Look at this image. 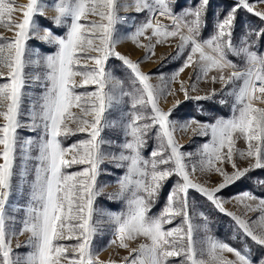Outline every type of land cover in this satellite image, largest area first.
Wrapping results in <instances>:
<instances>
[{
	"label": "snow or ice",
	"instance_id": "obj_1",
	"mask_svg": "<svg viewBox=\"0 0 264 264\" xmlns=\"http://www.w3.org/2000/svg\"><path fill=\"white\" fill-rule=\"evenodd\" d=\"M134 2L137 12L147 10L150 13L147 21L132 34L134 42L151 30V36H145L149 40V44L144 45L146 50L154 47L151 43L153 37L157 44L179 37L177 55L190 47L191 51L173 79L184 68L193 65L199 69L198 80L200 74L206 78L208 72L216 70L220 75L212 77L213 83L218 79L222 85L220 92L235 96L231 118L218 119L214 124L192 119L180 125L187 130L195 123L204 135L210 129L212 141L202 146L201 170L215 168L222 182L209 189L190 179L183 158L191 154L179 150L180 146L174 137L178 122L170 118L182 102L177 100L167 112L161 110L158 107L159 93L149 83L150 75L141 72L137 62L115 51L119 41L114 38V32L120 20L117 0H58L54 3L56 16L53 24L63 25L68 18L71 23L67 25L68 30L63 36L55 35L51 29L45 28L44 34L38 37L40 41L55 44L57 48L53 54L42 57L46 69L43 73L46 83L42 85L45 90L28 109L31 123L23 124L24 89L29 79L41 80L40 74L30 76L26 72L29 64L36 67L41 65V58H26L29 53L28 41L34 38L33 32L37 28L35 17L43 15L45 5L43 0H27L26 5L15 7L13 0H0V25L14 30L13 38L0 37V79L7 78L6 82L0 83V120L3 121L0 123V264H21L20 257L13 255L10 238L13 233L8 230V221L13 219L8 215L9 201L18 187L14 185L17 177L28 186L21 234L30 233L27 243L34 250L27 255L26 264H63L64 261L67 264H99L94 260L92 248L98 231L94 220V202L100 195L97 177L101 165L109 158L103 149V145L108 142L102 133L109 127L107 113L114 102L110 87L113 77L106 68V61L111 56L120 59L131 69L141 85L136 93H122L131 98V119L124 125L125 140L119 144V154L110 157L114 161L127 162V171L118 180V195L127 197L126 211L111 214L115 239L110 243L118 242L121 248H128L126 241L138 236L150 241L131 249L129 255L122 258L124 264H170V258L173 257H179L180 264H264V256L258 261L253 260L252 246L247 242L250 239L254 245L264 248V198H257L250 192L238 198L247 211L262 213L257 219L249 220L226 212L222 201L216 196L221 189L246 177L250 171L264 169V108L254 104V101L264 103V55L253 51L247 40V36L253 34L264 38V29L255 32L249 30L239 46L233 43L238 11L247 10L261 20H264V12L254 11L249 0H236L224 18L217 19L214 33L207 39H201V30L206 27L209 0H200L197 6L179 14L174 12L173 0ZM15 11L22 12L19 22L11 19ZM156 13L171 23H162L156 18ZM89 15L99 19L88 24L81 23ZM93 52L97 55H90ZM229 53L243 57L245 68L234 70L225 77V68L237 67L228 59ZM82 60H91L95 67L87 69L86 65L81 64ZM77 76L82 77L79 86L94 84L95 91L77 93ZM236 81H242L238 89ZM229 85L232 86L230 92L227 91ZM180 91L184 93L185 101L211 100L217 94L216 89H212L204 96H192L190 91H196V85L190 84L185 88L184 82H181ZM170 94L175 93L173 91ZM148 106L151 114L144 111ZM73 108L78 109V112H73ZM25 126L31 131L40 129L39 138H27L20 143L18 129ZM154 128L158 145L151 151L150 159H146L143 149ZM76 132L87 133V138L65 147L60 138ZM237 138L245 140L246 151L235 148ZM33 148L37 151L36 155L32 154ZM225 148L226 153L223 152ZM234 154L240 158H252L254 163L240 169L233 159ZM68 155L70 159L66 158ZM225 160L231 163L234 169L232 173L215 166L216 161L223 163ZM31 161H35L34 175L29 181L28 165ZM74 164L85 167L77 172L65 171ZM172 175L179 176L182 183L178 182L174 186L158 216L149 215L164 182ZM189 189L200 192L221 212L232 217L243 247H232L207 236L206 249H197L195 227L189 213ZM249 200H258V203L255 207L244 203ZM176 217H182V223L165 230L164 225L171 224ZM71 239H75L76 243L71 245L72 256H68V246L60 242ZM225 252L231 253L234 259H226L223 255Z\"/></svg>",
	"mask_w": 264,
	"mask_h": 264
},
{
	"label": "rangeland",
	"instance_id": "obj_2",
	"mask_svg": "<svg viewBox=\"0 0 264 264\" xmlns=\"http://www.w3.org/2000/svg\"><path fill=\"white\" fill-rule=\"evenodd\" d=\"M236 1V0H235ZM58 0H43L45 5L43 9V15L35 17L37 24L36 30L33 32L34 38L28 41L29 53L27 59L36 60L41 58V65L36 67L29 64L26 68V72L29 75L40 74L41 80H32L29 79L24 92L25 96L23 98L22 111L23 115L21 116V122L25 125L31 123L28 116V109L32 107L34 102H37L40 95L44 92L43 84L46 81L43 80V73L46 69L43 67L42 57L53 54L56 51L57 46L55 44L46 43L38 39L39 36L44 34V25L49 24L52 27V31L55 35L63 36L67 32V25L71 23L70 18H68L63 25L56 26L53 24V18L56 16L54 10V3ZM14 6L19 7L21 5H26L27 0H13ZM250 3V2H249ZM254 11L264 12V0L262 2L250 3ZM183 12V11H182ZM117 15L120 18L119 22L115 26L114 38L119 42L115 46V51L121 55L127 57L133 62L139 64V69L141 72L150 75L149 83L155 87L159 93L158 97V107L167 112L169 109L173 108V105L177 100L184 102L192 101L193 103L184 106L181 108L177 107L172 115L171 119L177 121L176 131L174 137L176 143L180 146V151L182 153H190L191 155L184 156L183 162L187 165V171L189 173L190 179L194 183H198L209 189L217 187L222 182V177L219 173L215 171V168L202 171L201 170V152L202 146L206 143L212 141V135L210 129L207 131V134H201V131L197 128L195 123L191 124L187 130H184L180 127L181 124L188 122L192 119L199 121L204 124H214L218 119H229L233 116V105L235 103V96L222 94L220 89L222 87L221 83L217 79L215 83L212 81V77H219L220 73L216 70L208 72L207 77L205 78L202 74L201 78L197 79V74L199 69L193 65L190 67L184 68L182 72H179L178 76H175V73L183 66L187 54L191 51L190 47H186L185 50L177 55V45L180 43L179 37L169 38L167 41L162 43H156V38L153 37L151 43L154 47L151 50H146L144 45L149 44V40L145 36H151V30H148L144 36L137 38V41H133L131 38L132 34L135 33L136 28L147 21L150 13L147 10H142L140 12L136 11L134 0H117ZM156 18L160 19L164 24H170L171 21L163 17H159V14L156 13ZM7 19V17H5ZM11 19L15 22H19L22 19V12L15 11L13 12ZM42 19H45L43 22ZM96 16L89 15L81 21V23L88 24L90 21L98 20ZM264 22V20H262ZM0 37H6L11 39L14 37V30L10 31L7 28L0 25ZM245 38L240 36L239 39H233V43L240 45L241 41ZM98 43V41H97ZM90 55H97V53H90ZM233 57L234 62L241 64L245 63L243 57L233 56L231 53L228 54ZM147 56V59H145ZM198 58V56L196 57ZM82 65H86L87 69L95 67V64L91 60H82ZM106 68L111 73L113 80L110 87L112 88V93L114 96V102L112 108L107 113V119L109 120V127H107L102 136L108 143L103 145V149L109 158L105 159L104 163L101 165V171L97 177V186L100 190V195L96 198L94 202L95 214L94 220L97 222V234L93 239V252L94 260L102 264H124L123 257L129 255V252L133 248H138L141 244H148L150 241L143 236H138L134 240L126 241L128 243V248H121L119 243L111 244L110 242L115 239L114 229L115 225L111 221V214L121 213L126 211V199L127 197H120L118 195L120 188L118 180L120 177L124 176L127 171V162L114 161L110 159L111 155H118L120 152L119 144L123 143L125 140L124 136V125L131 119L129 113L132 111L131 108V98L129 96L123 95L122 93L131 92L136 93V90L141 87L139 81L135 79L134 74L131 69H129L123 62L116 58L115 56L109 57L106 61ZM245 68V67H244ZM244 68H241L243 70ZM241 71L231 68H225L223 74L225 77L231 74L232 71ZM6 71V70H5ZM7 78L4 77L0 79V83L6 82ZM76 87L75 91L77 93H86L95 91L94 84H85L81 85L82 77H75ZM135 81V82H134ZM119 82V83H118ZM181 82H184L185 88H188L190 84L196 85V91L191 92L190 95L204 96L209 94L212 89H216L217 94L211 100H184V93L180 91ZM237 89L239 88L242 81L235 82ZM232 86L229 85L227 91H231ZM174 91V95L170 94ZM138 94V93H137ZM224 101L221 103V101ZM194 101L196 103V109L194 106ZM217 102L219 105L223 106L224 114H215L209 108V103ZM180 104V105H181ZM254 104L257 107L264 108V103L260 101H254ZM73 112H78V109L73 108ZM144 111L147 114H151V108L148 106ZM238 114V113H237ZM0 123H3L0 120ZM70 127H75L74 124H69ZM41 130L37 129L34 131L29 130L27 126L18 129L19 142L22 143L27 138H32L37 140L39 138ZM239 136V134H236ZM62 144H66L65 147L70 146L73 143H77L81 139L87 138V133L76 132L74 135H69L63 137ZM158 145L156 138V129L154 128L147 137V143L143 149V155L146 159H150V153ZM235 148L239 150L246 151L247 144L243 138H237L235 143ZM223 152H227V148L223 149ZM33 155L37 154L35 148H33ZM19 155V149H18ZM66 158L70 159L71 156L68 155ZM233 159L238 168L244 169L248 168L250 164L254 163L252 158H240L238 154H234ZM20 161L17 159V165L19 166ZM34 164L35 161L29 162V175L27 179L30 181L33 179L34 175ZM120 164L118 167L117 165ZM195 166V170H193ZM216 167L222 168L228 173L234 171L231 163H228L226 160L221 163L216 161ZM85 165L74 164L70 168H67L65 171L68 173L77 172L83 169ZM258 169H254L255 172ZM252 172V171H250ZM172 180L169 193L173 190L174 186L181 182L182 180L177 175L170 176L165 182ZM235 183V182H234ZM232 183V184H234ZM14 185H18L15 189L13 195L9 201L8 215L13 219L8 221V230L11 235V247L13 249V255L20 257L21 264H26L27 255L32 252L34 249L28 245L27 241L29 239L30 233L23 232L21 234V228L23 227L22 221L24 219V206L28 202V186L23 183L19 177L14 180ZM163 185V186H164ZM230 186V185H228ZM162 195L160 192L156 201L152 204L149 215L155 216V205L158 203L160 205V210L157 212L158 216L167 203V198L162 200L159 199ZM169 195V194H168ZM243 193L239 195L231 196L230 198H224L222 196L216 195L223 203V207L226 212L235 213L242 218L249 220L257 219L262 213L260 211H247L243 206V203L238 199ZM168 197V196H167ZM189 200V213L191 216V223L195 227L194 238L196 240V247L198 250L206 249L205 240L207 236H212L210 233V227L208 225L207 213L204 214V209L202 208L201 203L209 206L212 204L214 208L217 207L209 201L205 196L195 189H189L188 193ZM108 202V204H107ZM244 203L251 204L253 207L258 203L257 201H245ZM109 205V206H107ZM208 211V210H207ZM225 217L227 223H232L235 228V233L237 226L235 221L229 215ZM182 217H176L171 224H165V230L175 228L182 223ZM186 227V225H185ZM215 238V237H214ZM218 240V239H217ZM60 243L68 246V256H72L71 245L76 243L75 239L64 240ZM19 245V247H17ZM226 259H234V256L231 253L225 252L223 254ZM207 259V256H204ZM63 264H67V261H64ZM170 264H180L179 257L170 258Z\"/></svg>",
	"mask_w": 264,
	"mask_h": 264
},
{
	"label": "trees",
	"instance_id": "obj_3",
	"mask_svg": "<svg viewBox=\"0 0 264 264\" xmlns=\"http://www.w3.org/2000/svg\"><path fill=\"white\" fill-rule=\"evenodd\" d=\"M263 0H249L250 3L254 2H262ZM235 0H209L207 9H206V27L201 30V39L209 38L215 30V23L217 19H223L230 8L235 4ZM200 3V0H173V8L174 12L177 14L185 11L188 8H192L197 6ZM43 22L45 19H42ZM44 28H49L52 30V27L47 24H43ZM264 29V22L257 16L249 13L247 10L241 9L237 13L236 22L233 29V39H239L240 36L246 37L249 30L259 31ZM247 40L249 45L252 46L253 51H257L258 54L264 55V38L257 37L255 34L251 36H247ZM233 63L234 59L229 55V58ZM237 65L236 70H241V68L245 67V63H235ZM193 103L192 101L184 102L180 105L181 108ZM194 106L196 109V103L194 101ZM223 106L219 105L217 102L209 103V108L215 114H224ZM63 141V138H60ZM66 146V144H63ZM249 172L246 177L236 181L234 184H230V186H226L221 189L216 195L222 196L224 198H230L231 196L239 195L240 193L250 192L257 198H264V169H258L255 172ZM172 180L166 182V184L162 187L161 191L162 195L159 199H166L169 190L171 187ZM108 204V202H107ZM109 206V205H107ZM205 212L207 213L208 225L210 227V233L216 239L228 243L232 247L241 248L243 247L241 240L239 239V234L235 233V228L232 223H227L225 217L227 216L224 212H221L218 208H214L212 204L206 206L205 204L201 205ZM160 210V205L156 203L155 205V216L157 212ZM208 210V211H207ZM206 216V214H205ZM252 246V258L254 261H258L261 256H264V248H260L254 245L251 240L247 241ZM102 264V263H99Z\"/></svg>",
	"mask_w": 264,
	"mask_h": 264
}]
</instances>
